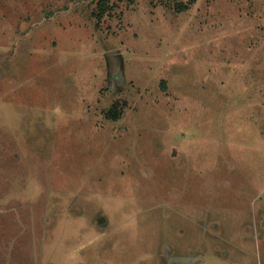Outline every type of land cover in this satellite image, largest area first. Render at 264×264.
I'll return each instance as SVG.
<instances>
[{
  "label": "rangeland",
  "instance_id": "1",
  "mask_svg": "<svg viewBox=\"0 0 264 264\" xmlns=\"http://www.w3.org/2000/svg\"><path fill=\"white\" fill-rule=\"evenodd\" d=\"M102 1L0 0V264H264V0Z\"/></svg>",
  "mask_w": 264,
  "mask_h": 264
},
{
  "label": "trees",
  "instance_id": "2",
  "mask_svg": "<svg viewBox=\"0 0 264 264\" xmlns=\"http://www.w3.org/2000/svg\"><path fill=\"white\" fill-rule=\"evenodd\" d=\"M180 2L181 1H177V5ZM103 3H104V5H102ZM183 4H184V1L181 2L178 5L179 6L178 8L183 6ZM106 8H107V2L106 1L104 2V1L101 0V2H100V10L97 12L99 17H101L103 15V13L105 12ZM117 103L118 102H114L113 103V105L109 108L108 114H107L110 118H113L115 120H117L119 118V115L122 114V112L120 111L121 106H119Z\"/></svg>",
  "mask_w": 264,
  "mask_h": 264
}]
</instances>
